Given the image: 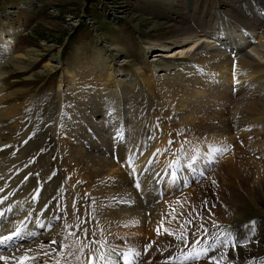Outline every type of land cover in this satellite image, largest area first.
<instances>
[{
	"label": "bare ground",
	"instance_id": "6f19581e",
	"mask_svg": "<svg viewBox=\"0 0 264 264\" xmlns=\"http://www.w3.org/2000/svg\"><path fill=\"white\" fill-rule=\"evenodd\" d=\"M219 29L197 34L185 27L171 39L187 47L181 49L183 58L149 62V75L140 67L131 75L117 73L114 55L103 48L87 64L64 71L58 86V112L48 123L57 137L59 166L47 154L46 142L37 146V132L24 141L40 124L35 107H30L32 100L5 104L1 64L12 62L20 70L29 64L10 51L14 32H9L8 40H0V146L4 143L5 150L12 153L0 147V264H121L117 261L121 250L105 241L101 246L97 240L99 245L93 241V233L99 237L105 233L107 238L124 235L128 241L141 243L136 247L159 246L161 238L172 236L171 226L159 235L152 223L160 225L157 215L164 212L168 217L163 220L170 223V215L178 213L174 207L178 203L167 210V200L195 205L199 191L185 187L184 171L191 164L186 159H194L197 153L214 155L201 149L186 153L179 149L180 144L209 145L212 141L207 139H228L234 127L229 104L244 89L246 120L256 119L258 114L264 117V101L248 92L249 86V91L260 86L257 90L264 93V79L259 81L264 74L258 75L264 70V46L243 51L242 45H251L246 35L229 26ZM34 51L26 54L35 58ZM157 68L161 74L156 73ZM152 83L163 95L164 106L157 104ZM129 90L144 96L146 103H135ZM257 106L261 112H249L260 110ZM25 108L30 111L21 121L19 113ZM172 122L185 143L177 140L179 135L175 138L178 131L175 133ZM8 125L16 132L11 134ZM244 164L239 149L226 162L230 171L238 172ZM148 169L151 177L146 175ZM117 194L132 197L133 205H125ZM72 214L86 230L76 228ZM125 257L123 264L136 260L129 253Z\"/></svg>",
	"mask_w": 264,
	"mask_h": 264
},
{
	"label": "rangeland",
	"instance_id": "374dc122",
	"mask_svg": "<svg viewBox=\"0 0 264 264\" xmlns=\"http://www.w3.org/2000/svg\"><path fill=\"white\" fill-rule=\"evenodd\" d=\"M227 26L251 41L250 46L242 45L243 51L248 52L254 45L263 47L264 0H0V40H8L9 32H14L10 51L23 57L21 61L25 65L29 64L24 70L16 68L12 62L1 64L5 104L32 100L30 107H35L40 124L28 132L24 141L37 132V146L46 142L49 145L47 154L56 159L52 164L59 166L57 137L48 123L58 112V86L62 85L64 71L87 64L92 56L99 54V48H103L114 55L119 67L117 73L131 75L140 67L149 75V62L164 63L183 58H180L181 49L187 47L171 39L185 27L204 34ZM228 33L235 36L232 30ZM227 41L234 42L233 38ZM29 50L37 51L32 53L35 58L26 54ZM160 70L155 69L157 74H161ZM261 74L264 70L258 73ZM152 85L157 104L164 106L163 95L156 91L154 83ZM250 87L248 92H254L260 102L264 101L263 90H257L261 87L249 91ZM245 91L239 92L229 104L233 108L230 114L234 127L228 139H207L212 141L209 145L180 144L179 149H185L186 153L201 149L214 155L206 157L197 153L194 159H186L191 164L190 169L184 171L185 187L197 189L198 200L192 206L180 200H167V210L176 201L178 205L174 207L178 213L170 215V223L163 220L168 217L167 213L158 214L162 224L152 223L151 227L164 235L166 228L171 226L172 236L168 240L161 238L159 246L149 243L136 247L140 242L128 241L124 235L107 238L105 233L101 237L93 233V241L98 240L101 246L105 241L119 248L117 261L121 264L128 253L136 258L133 264H264V117L258 114L256 119L246 120ZM128 96L139 105L146 103V98L135 91L129 90ZM259 109L249 112H261ZM29 111L25 108L19 113L21 121ZM169 118L173 120L170 114ZM171 125L175 133L178 131L175 138L179 135L177 140L185 143L176 124L172 122ZM8 128L11 134L16 132L15 127L8 125ZM1 144L2 150L12 154L5 150L4 143ZM238 149L246 166L241 165L240 172L230 171L226 162ZM146 175L151 177L152 170L148 169ZM116 198L125 205H133L132 197L117 194ZM82 217H86V212ZM72 220L76 228L86 230L79 217L72 214ZM128 233L133 236L132 232Z\"/></svg>",
	"mask_w": 264,
	"mask_h": 264
}]
</instances>
